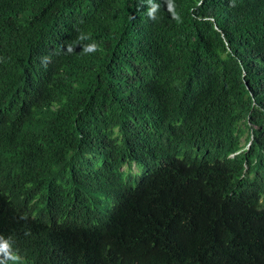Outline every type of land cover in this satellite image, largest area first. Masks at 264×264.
Instances as JSON below:
<instances>
[{"label": "trees", "instance_id": "obj_1", "mask_svg": "<svg viewBox=\"0 0 264 264\" xmlns=\"http://www.w3.org/2000/svg\"><path fill=\"white\" fill-rule=\"evenodd\" d=\"M0 76L22 143L0 156V228L16 246L30 225L21 264L60 234L49 264H264V0H0ZM194 142L220 162L205 184L180 159ZM221 173L259 210L206 206Z\"/></svg>", "mask_w": 264, "mask_h": 264}, {"label": "clouds", "instance_id": "obj_2", "mask_svg": "<svg viewBox=\"0 0 264 264\" xmlns=\"http://www.w3.org/2000/svg\"><path fill=\"white\" fill-rule=\"evenodd\" d=\"M148 16H151V13H148ZM11 80L7 76H0V84H6L9 83ZM4 97L0 96V103L7 102ZM20 103H29L32 105L33 108V102L27 98H21L18 99ZM12 114L11 111L0 104V156L5 155L6 153L12 151L13 149L20 150L22 143L17 140L19 136V132L17 131V128L13 127L10 120H7V117L9 119L11 118ZM241 136L243 138L241 139ZM252 140V134L248 135V138H246V135L240 134L238 137V147L237 149L233 151H229L226 153L225 157L232 158L234 155L238 153H246L248 149L250 148V142ZM242 141V142H241ZM194 142L192 145H188L183 150L182 154L180 155V159L187 158L191 161L190 164L187 165L188 173L186 177L191 182L193 181H200L204 180L203 183L205 184L209 180V169L212 167V163H220L219 161H216L214 159H211L209 152L207 149L199 147L194 145ZM224 147H219L217 149V155L218 152L221 151ZM248 154V153H246ZM221 157V156H219ZM217 160L219 158L217 157ZM245 161V159H244ZM248 161L251 163V160L248 158ZM244 168L246 167L245 164ZM132 171H137L138 168L135 167V165L131 166ZM191 173H190V172ZM253 172V171H252ZM11 180L6 179L2 176H0V189L4 188V192L0 197L5 196V190L10 185ZM232 186L235 185L234 179L230 173H221L219 182L215 186H202V189H204L207 193V198L205 200L206 206H213L217 201H220L224 203V207L222 209V213L225 215L229 214V210L233 207H235V204L240 203L245 206V208L252 212L255 209H258L257 206L255 207L253 204H251L243 195H235V193L228 192L227 195L219 194V191L225 187V186ZM239 193H243L240 189L238 190ZM20 196L23 198V193L20 192ZM83 199L81 194L75 195V196H69L64 199V205H61L60 207L57 206V199H55L51 204L46 206L45 208H53L55 213H60L61 211L67 209L69 206L79 203ZM258 203V202H257ZM111 205V202L109 203ZM31 210L42 213L44 212L45 208H32ZM259 210V209H258ZM95 216L92 215V218ZM97 218V217H95ZM97 222V221H95ZM83 224V223H82ZM28 226H22L21 232L18 235V242L17 245H13L11 236L15 235L17 232V229H13L10 233V235H7L4 233V231L0 228V258L3 260V264H21L25 261V254L22 252L23 250L19 249L20 247L24 246L26 235L29 231ZM44 234L47 233V231L43 228ZM67 232L75 233L77 238H80L84 235L86 230H67ZM41 234L40 231H38V234ZM170 237L175 235V233H169ZM65 236V234H60L56 236L57 240L61 236ZM68 238V237H67ZM10 240V243L7 242V240ZM57 240L51 239L50 236L44 235L43 240L36 246L34 250H32L30 253L35 257L37 264H49L51 260L53 259L55 253L59 249V242ZM13 259V263H12Z\"/></svg>", "mask_w": 264, "mask_h": 264}, {"label": "rangeland", "instance_id": "obj_3", "mask_svg": "<svg viewBox=\"0 0 264 264\" xmlns=\"http://www.w3.org/2000/svg\"><path fill=\"white\" fill-rule=\"evenodd\" d=\"M243 138V136H241V139ZM242 142V141H241Z\"/></svg>", "mask_w": 264, "mask_h": 264}]
</instances>
